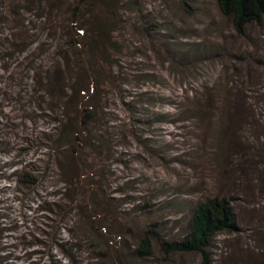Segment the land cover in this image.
Instances as JSON below:
<instances>
[{"label":"rangeland","instance_id":"1","mask_svg":"<svg viewBox=\"0 0 264 264\" xmlns=\"http://www.w3.org/2000/svg\"><path fill=\"white\" fill-rule=\"evenodd\" d=\"M78 1L0 0V262L3 254L9 264L49 260L41 241L45 210L34 207L36 192L48 201L56 190L55 154L48 155L46 138L56 123L35 78L60 51ZM92 3L80 10L103 12L111 28L98 81H89L88 93L99 87L92 101L107 105L97 125L99 150L82 149L93 180L104 178L135 233L150 228L166 240L188 230L195 203L226 195L238 230L215 235L211 263L264 264V13L240 34L215 0ZM22 83L33 91L31 102L28 90L18 92ZM81 93L79 103L89 99ZM201 95L206 101L197 110ZM48 159V169L38 173ZM27 164L38 184L17 191L12 173ZM199 262V253L165 254L153 240L141 264Z\"/></svg>","mask_w":264,"mask_h":264},{"label":"trees","instance_id":"2","mask_svg":"<svg viewBox=\"0 0 264 264\" xmlns=\"http://www.w3.org/2000/svg\"><path fill=\"white\" fill-rule=\"evenodd\" d=\"M93 1L96 2H77L67 20L68 24L64 25L66 30L63 33L62 29L60 33H63L58 45L60 51L49 57L50 61L44 63L46 65L41 75L35 78L38 91L48 96L52 122L56 123L52 127L53 134H46V138L51 139L48 155L51 152L55 154L53 160L56 169L51 177L56 190L52 191L54 196L48 201H43L36 192L34 207L36 211L45 210L40 216L46 230L42 231L45 237L41 241L48 248L47 264H141L144 258L151 255L153 240L158 241L160 250L165 254L196 252L200 254L199 264H212L210 248L215 235L219 231L232 233L238 230L230 197L206 196L195 203L189 216L188 230L178 239H159L150 228L135 233L127 221L126 207L121 208L122 204L116 203L117 198L107 193L103 177L99 182L93 180L95 173L83 158L84 147L99 150L102 129L97 125L103 120V110L107 106L101 104L100 100L97 104L92 101L99 91L96 83L91 85L93 92L88 93L89 81H98L99 72L102 71L99 69L102 68V56L105 57L107 52L103 46L111 31L110 20L103 12L99 11L100 15L92 13ZM215 1L221 13L230 18L234 29L240 34L244 33L247 23L258 21L264 13V0ZM85 5L91 6L89 11L84 8L80 10ZM52 8L55 7L51 4L48 11ZM53 27L51 24L50 29ZM53 35L50 33V36ZM57 56L59 60L55 59ZM25 87L23 83L20 84L18 92L28 90L26 98L31 102L33 91ZM81 90L87 93L89 99L79 103L76 96H84ZM195 101L197 105L194 107L199 110L206 99L201 95ZM91 129L98 130L99 134L92 136ZM63 153L65 158L60 157ZM81 160L83 162L79 163ZM50 163L48 159L43 168H36L38 173L39 169L46 171ZM26 166L29 165L12 173L16 175L17 191H21L22 187L31 190L38 184V175L32 172L33 168L26 171ZM2 252L5 254L0 246ZM4 254L0 264H9V256L4 257Z\"/></svg>","mask_w":264,"mask_h":264}]
</instances>
